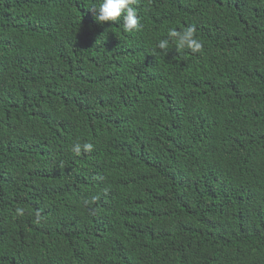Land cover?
Masks as SVG:
<instances>
[{
    "label": "trees",
    "instance_id": "1",
    "mask_svg": "<svg viewBox=\"0 0 264 264\" xmlns=\"http://www.w3.org/2000/svg\"><path fill=\"white\" fill-rule=\"evenodd\" d=\"M100 2L0 0V264H264V0Z\"/></svg>",
    "mask_w": 264,
    "mask_h": 264
},
{
    "label": "clouds",
    "instance_id": "2",
    "mask_svg": "<svg viewBox=\"0 0 264 264\" xmlns=\"http://www.w3.org/2000/svg\"><path fill=\"white\" fill-rule=\"evenodd\" d=\"M137 2L138 0H101L98 7L93 6L89 9L93 12L94 19L99 23L108 21L119 22L123 15L124 31L131 33L143 27L139 22L140 18L136 8L132 6L137 4ZM195 33L196 28L193 25L188 26L182 31H177L175 28L169 29L168 36L175 41L178 52L187 48L192 53H199L203 48V44L196 38ZM157 47L162 50H167L168 40H160ZM93 148L94 145L91 142H85L83 145L77 143L72 147L71 151L79 155L82 149L85 152H90ZM17 214L23 215V209H17ZM37 216H39V213H37Z\"/></svg>",
    "mask_w": 264,
    "mask_h": 264
}]
</instances>
